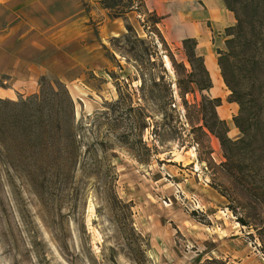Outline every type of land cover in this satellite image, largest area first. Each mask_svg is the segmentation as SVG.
<instances>
[{"label":"rangeland","instance_id":"rangeland-1","mask_svg":"<svg viewBox=\"0 0 264 264\" xmlns=\"http://www.w3.org/2000/svg\"><path fill=\"white\" fill-rule=\"evenodd\" d=\"M107 3L84 1L87 23L98 32L119 17L123 32L103 41L71 87L63 81L76 146L64 149L41 128L28 135L25 118L5 116L20 107L14 100L59 78L0 95V264H264V64L256 61L264 17L246 8L249 30L261 34L240 62L252 133L236 124L240 104L224 80L221 104L231 112L216 111L231 141L223 144L202 126L209 89L189 83L185 48L170 44L141 0Z\"/></svg>","mask_w":264,"mask_h":264},{"label":"crops","instance_id":"crops-1","mask_svg":"<svg viewBox=\"0 0 264 264\" xmlns=\"http://www.w3.org/2000/svg\"><path fill=\"white\" fill-rule=\"evenodd\" d=\"M84 1L0 0V73L8 78L0 86L1 96L36 92L41 76L59 78L71 87L85 74L103 41L123 32L119 17L105 18L97 32L87 23L91 20L83 13ZM143 7L159 16L157 23L170 44L184 47L185 37L197 39L196 50L204 56L213 82L207 91L222 96L226 89L218 48L224 47L226 27L237 21L225 0H144ZM87 38L95 40L86 43ZM218 107L221 116L228 118L231 106ZM231 130L236 131L235 126Z\"/></svg>","mask_w":264,"mask_h":264},{"label":"trees","instance_id":"trees-1","mask_svg":"<svg viewBox=\"0 0 264 264\" xmlns=\"http://www.w3.org/2000/svg\"><path fill=\"white\" fill-rule=\"evenodd\" d=\"M244 1L225 0L226 5L234 11L237 21L235 24L226 27L225 48L218 49V63L223 78L231 89L229 100H237L240 104L239 113L234 116V120L245 136L251 134L252 130L251 125L246 124V113L249 105L244 97L245 92L242 83V71L244 70L240 62L247 60L249 57L247 49L252 40L251 35L260 34V30L255 32V28L249 30L245 13L247 12L246 8L249 7L251 16L264 17V0H247L246 3ZM102 2H106V7H112L110 3H107V0H102ZM141 4H144V0H141ZM116 13L117 15L122 14L121 11ZM152 15L156 17V20H159V16L155 13H152ZM129 27L131 28V26ZM183 45L187 59L191 64V70L187 73L189 83L195 82L201 90L209 89L213 82L204 56L196 50L197 39L195 37H185ZM256 61L264 64V52L256 56ZM262 73L264 77V71ZM183 81L180 80V82ZM185 88L188 91L193 89L194 86L186 84ZM2 100L3 98L0 97V101ZM221 102V96L211 97L208 94H202V107L204 110L210 108L212 111L210 117H206L207 114H204L202 126H207L211 131L216 132L222 143L226 144L231 141L226 134L228 123L226 119L218 117L216 111V106ZM13 103L20 104V107L12 113L5 114V116L10 119L18 116H20V119L25 118L29 124L28 135H31V132H34L37 128H41L42 133L45 132V135L51 139L55 137L64 149L76 146L78 139L75 102L67 85L62 80L57 79L48 82L44 80L39 92L30 95L28 99L14 100ZM241 139H244V137L242 136Z\"/></svg>","mask_w":264,"mask_h":264},{"label":"bare ground","instance_id":"bare-ground-1","mask_svg":"<svg viewBox=\"0 0 264 264\" xmlns=\"http://www.w3.org/2000/svg\"><path fill=\"white\" fill-rule=\"evenodd\" d=\"M165 61H166V65H168L170 67L171 66L170 59L168 57H166ZM193 156H195V154Z\"/></svg>","mask_w":264,"mask_h":264}]
</instances>
